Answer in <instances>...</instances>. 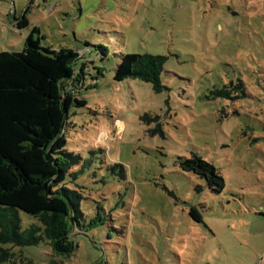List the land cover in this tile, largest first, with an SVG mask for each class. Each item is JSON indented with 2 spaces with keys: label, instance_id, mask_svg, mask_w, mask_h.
I'll list each match as a JSON object with an SVG mask.
<instances>
[{
  "label": "rangeland",
  "instance_id": "374dc122",
  "mask_svg": "<svg viewBox=\"0 0 264 264\" xmlns=\"http://www.w3.org/2000/svg\"><path fill=\"white\" fill-rule=\"evenodd\" d=\"M33 27L54 49H105L65 125L67 150L91 159L78 181L98 225L74 235L61 264H264V0H0V51L21 50ZM125 53L165 56V89L114 80ZM193 154L218 168L221 192L181 170ZM19 217L22 229L37 222ZM22 252L27 264L51 258L43 245Z\"/></svg>",
  "mask_w": 264,
  "mask_h": 264
},
{
  "label": "trees",
  "instance_id": "16d2710c",
  "mask_svg": "<svg viewBox=\"0 0 264 264\" xmlns=\"http://www.w3.org/2000/svg\"><path fill=\"white\" fill-rule=\"evenodd\" d=\"M27 23L21 16L17 27ZM34 33L38 34L36 27L31 28L21 50L0 51V264H27L31 260L22 250L38 245L49 248V264H61L75 250L74 235L98 225L94 221L98 211L86 220L81 203L90 199L91 191L83 179L78 181L91 159L67 150L65 125L70 105L86 104L76 96L84 75L91 68L94 75H102V68L94 63L104 59L105 49L98 46L95 55L87 43L85 50L54 49ZM165 61L158 54H122L113 79L140 80L160 92L165 89L160 80ZM241 86L240 82L227 86L221 94L230 97ZM90 153H104V149ZM179 167L198 175L216 193L224 188L218 168L201 156L180 158ZM110 168L119 179L125 178L123 165L114 163ZM98 204L96 209L101 208ZM19 212L37 222L22 229ZM189 214L201 222L196 208Z\"/></svg>",
  "mask_w": 264,
  "mask_h": 264
},
{
  "label": "bare ground",
  "instance_id": "6f19581e",
  "mask_svg": "<svg viewBox=\"0 0 264 264\" xmlns=\"http://www.w3.org/2000/svg\"><path fill=\"white\" fill-rule=\"evenodd\" d=\"M119 126H120V130L122 129V123H119Z\"/></svg>",
  "mask_w": 264,
  "mask_h": 264
},
{
  "label": "built area",
  "instance_id": "2783aa9c",
  "mask_svg": "<svg viewBox=\"0 0 264 264\" xmlns=\"http://www.w3.org/2000/svg\"><path fill=\"white\" fill-rule=\"evenodd\" d=\"M81 52H82L81 50L78 51L79 55L81 54Z\"/></svg>",
  "mask_w": 264,
  "mask_h": 264
}]
</instances>
